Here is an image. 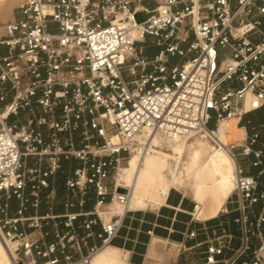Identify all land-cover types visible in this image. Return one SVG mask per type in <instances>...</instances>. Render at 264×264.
Wrapping results in <instances>:
<instances>
[{"label": "built area", "instance_id": "2783aa9c", "mask_svg": "<svg viewBox=\"0 0 264 264\" xmlns=\"http://www.w3.org/2000/svg\"><path fill=\"white\" fill-rule=\"evenodd\" d=\"M16 13L0 24V241L12 264H90L131 211L119 165L150 134L198 133L234 158L233 188L213 218L193 200L201 225L174 242L186 256L175 264H264V121L242 123L264 106V0H24ZM232 118L244 135L221 142Z\"/></svg>", "mask_w": 264, "mask_h": 264}, {"label": "bare ground", "instance_id": "6f19581e", "mask_svg": "<svg viewBox=\"0 0 264 264\" xmlns=\"http://www.w3.org/2000/svg\"><path fill=\"white\" fill-rule=\"evenodd\" d=\"M13 1L16 0H0L2 18L9 14L10 4ZM248 100L247 95L245 108H248ZM195 135L207 137L203 133L189 134L180 138L150 134L146 142L147 150L130 153L127 160L120 164L117 175H115L116 186L129 189L127 203L129 210L158 207L164 202L171 189L186 191L190 187L196 202L201 204L196 213L197 218L206 219L215 216L225 195L222 172L227 171V182L231 183L233 188L235 160L222 146L216 149L199 138H196L194 142H189L190 138ZM243 135L244 130L237 125V118H232L227 124L217 126L216 136L221 142L229 143L240 140ZM157 138L173 141L169 142L167 150L162 151L157 149L159 147ZM186 149L189 151V156L183 173L177 174L174 169H171L169 177L165 178L163 170L166 169L169 159L173 160L177 166ZM108 206L117 213L121 212L116 200L110 202ZM109 245L111 244L98 250L92 256L90 264H123L120 251ZM0 264H12L1 241Z\"/></svg>", "mask_w": 264, "mask_h": 264}, {"label": "crops", "instance_id": "0c3cea01", "mask_svg": "<svg viewBox=\"0 0 264 264\" xmlns=\"http://www.w3.org/2000/svg\"><path fill=\"white\" fill-rule=\"evenodd\" d=\"M17 17L18 14L15 12L10 19ZM263 121L264 106L246 114L242 123L250 131L251 126ZM183 194L170 190L164 202L160 206L154 207V210H131L125 216L118 236L109 245L125 253V264H142L143 257L147 254L149 243L152 240L178 242L183 239L182 233L196 229L201 225L199 222L189 220L187 212L191 210L193 201L188 200ZM233 215L234 213H231L221 218L231 219ZM207 223L210 224L212 221ZM94 230L97 231L98 227H94ZM148 230H151L150 235L147 233ZM202 238L203 235L201 234L194 239H186L184 242L186 246H189ZM193 257H197V252ZM185 259L186 256L180 257L177 262L182 263Z\"/></svg>", "mask_w": 264, "mask_h": 264}, {"label": "rangeland", "instance_id": "374dc122", "mask_svg": "<svg viewBox=\"0 0 264 264\" xmlns=\"http://www.w3.org/2000/svg\"><path fill=\"white\" fill-rule=\"evenodd\" d=\"M23 1L24 0L13 1L10 4L9 14L5 15L4 18H2L0 16V24L9 20L10 18H12L13 13H15L17 11V8L21 5V3ZM135 19L137 21H141V20H143V15L141 13H138L135 15ZM156 51H157V48H153L150 52H156ZM196 138H199L200 140L206 141V143L213 145V143L207 137H201L199 135H195L192 138H190L189 142H194ZM157 139H158V143H159V147L157 149L162 150V151L167 150L169 148V142L173 141V140H166V139H159V138H157ZM213 146L216 149L219 148L218 146H215V145H213ZM188 156H189V151L186 149L182 153L180 163L177 166H175L173 160L169 159L166 169L163 170L164 177L165 178L169 177L171 169H174L175 173H177V174L183 173L184 165H185V162L188 160ZM226 177H227V171L225 170L222 172L223 189L225 191V195H224V198L221 202L220 207L217 210V213L220 210V208L222 207V205L224 204L227 196L230 194V189L232 188V184L231 183L229 184L227 182L228 179ZM115 178H116V176H115ZM115 182H116V179H115ZM171 191L180 192V194L184 193L185 195L184 194L183 195L188 200L196 201L195 198L193 197L192 189L190 187H188L186 189V191H181V190L177 191L175 189H171ZM144 210L145 211L154 210V208H146ZM216 214H215V216H216ZM213 217H209V218H213ZM209 218H206V219H209ZM198 219L204 220L203 218H198ZM177 253H178V247L175 245L174 242L169 241V240H165V241H163V240L162 241L152 240L149 243V249H148L147 254L143 257L142 264H175V261L177 260ZM124 254L125 253L121 250L120 256H121V260H122L123 264H125V255ZM180 257L183 258L184 255L180 254L178 256V259Z\"/></svg>", "mask_w": 264, "mask_h": 264}, {"label": "trees", "instance_id": "16d2710c", "mask_svg": "<svg viewBox=\"0 0 264 264\" xmlns=\"http://www.w3.org/2000/svg\"><path fill=\"white\" fill-rule=\"evenodd\" d=\"M210 126L212 127L213 125H212V124H210ZM171 192H173V191H171Z\"/></svg>", "mask_w": 264, "mask_h": 264}]
</instances>
